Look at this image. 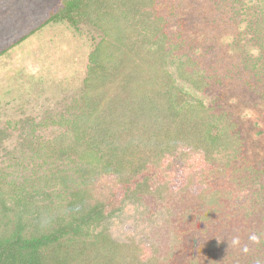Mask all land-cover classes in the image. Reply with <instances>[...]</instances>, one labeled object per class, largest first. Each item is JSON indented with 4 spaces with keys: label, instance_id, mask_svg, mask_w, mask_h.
I'll return each instance as SVG.
<instances>
[{
    "label": "rangeland",
    "instance_id": "1",
    "mask_svg": "<svg viewBox=\"0 0 264 264\" xmlns=\"http://www.w3.org/2000/svg\"><path fill=\"white\" fill-rule=\"evenodd\" d=\"M59 1L0 0V169L13 173L22 186L35 185L53 195L61 185L69 195L66 206L83 213L100 201L122 197L126 189L118 179L127 170L129 153L139 149L151 155L163 137H138V149L107 157L94 171L83 159L85 144L72 145V161L59 155L44 163L40 142L62 132L56 122L81 96L89 54L102 38L93 14L40 29ZM157 9L176 55L191 57L206 72L210 86L200 97L215 114L234 117L243 148L237 162L225 156L215 160L220 167L207 187L200 171L216 156L194 142L183 125L173 136V149L202 166L188 178L173 173L178 179L170 192L129 205L113 219L111 236L130 246L118 263L154 264L157 250L159 264H264V79L250 66L249 37L239 45L233 42L245 14H231L220 0H157ZM31 121L38 125L34 139L26 137ZM230 163L235 174L222 173ZM86 189V195L78 193ZM12 207L32 212L29 200L18 199ZM179 240L182 252L175 251ZM196 252L199 263L193 260Z\"/></svg>",
    "mask_w": 264,
    "mask_h": 264
},
{
    "label": "trees",
    "instance_id": "2",
    "mask_svg": "<svg viewBox=\"0 0 264 264\" xmlns=\"http://www.w3.org/2000/svg\"><path fill=\"white\" fill-rule=\"evenodd\" d=\"M220 1L231 14H245L233 42L239 45L249 37L250 66L256 68L258 79H264V0ZM86 14H93L101 24L102 38L89 54L81 96L56 122L62 132L40 142L44 163L59 155L72 161V145L85 144L83 159L87 170L94 171L104 165L105 158L117 159L133 150L138 137H163V142L151 155L137 147L138 151H131L127 170L118 179L125 194L110 202L100 201L83 213L66 206L69 195L61 185L53 195L35 185L33 189L22 186L13 173L0 169V264H119L118 257L130 246L111 236L113 219L129 205H141L147 198L170 192L177 177L173 173L188 178L202 166L191 164L192 160L173 149V136L183 125L194 142L216 156L208 161L210 167L201 168L202 185L208 187L220 167L217 158L240 159L243 139L238 122L227 112L215 114L200 97L210 86L206 72L191 57L176 55L157 0H60L40 29L73 24ZM29 126L26 137L34 139L38 125L31 121ZM233 169L237 168L230 163L222 173L235 174ZM78 193L86 195L88 190ZM18 199L29 200L32 212L13 208ZM261 221L264 230V215ZM261 244L264 248V241ZM181 247L179 240L175 251H184ZM155 254L154 264H159V252ZM192 256L198 261L197 252Z\"/></svg>",
    "mask_w": 264,
    "mask_h": 264
},
{
    "label": "clouds",
    "instance_id": "3",
    "mask_svg": "<svg viewBox=\"0 0 264 264\" xmlns=\"http://www.w3.org/2000/svg\"><path fill=\"white\" fill-rule=\"evenodd\" d=\"M253 239H255V237H253Z\"/></svg>",
    "mask_w": 264,
    "mask_h": 264
}]
</instances>
